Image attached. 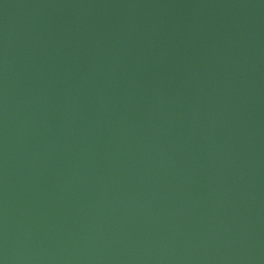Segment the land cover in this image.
<instances>
[{
  "label": "water",
  "instance_id": "obj_1",
  "mask_svg": "<svg viewBox=\"0 0 264 264\" xmlns=\"http://www.w3.org/2000/svg\"><path fill=\"white\" fill-rule=\"evenodd\" d=\"M0 264H264V0H0Z\"/></svg>",
  "mask_w": 264,
  "mask_h": 264
}]
</instances>
